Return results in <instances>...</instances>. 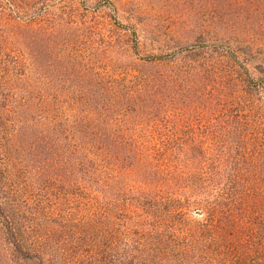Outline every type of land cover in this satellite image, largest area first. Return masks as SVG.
Returning a JSON list of instances; mask_svg holds the SVG:
<instances>
[{
    "label": "trees",
    "instance_id": "trees-1",
    "mask_svg": "<svg viewBox=\"0 0 264 264\" xmlns=\"http://www.w3.org/2000/svg\"><path fill=\"white\" fill-rule=\"evenodd\" d=\"M140 43L111 0H0V264H264V67Z\"/></svg>",
    "mask_w": 264,
    "mask_h": 264
},
{
    "label": "rangeland",
    "instance_id": "rangeland-1",
    "mask_svg": "<svg viewBox=\"0 0 264 264\" xmlns=\"http://www.w3.org/2000/svg\"><path fill=\"white\" fill-rule=\"evenodd\" d=\"M122 20L130 21L140 36L138 54L144 58L164 52L198 36L250 46L264 67V1L231 0H111ZM228 2L233 7H228ZM224 11H220L215 5ZM219 10L223 17L217 15ZM252 11V13H251ZM228 13V14H226ZM112 59H118L112 53ZM127 62V61H125ZM196 216L195 212H191ZM198 218V216H197Z\"/></svg>",
    "mask_w": 264,
    "mask_h": 264
}]
</instances>
